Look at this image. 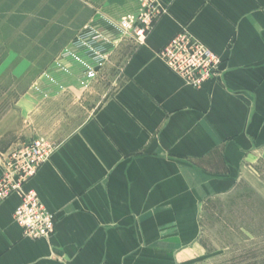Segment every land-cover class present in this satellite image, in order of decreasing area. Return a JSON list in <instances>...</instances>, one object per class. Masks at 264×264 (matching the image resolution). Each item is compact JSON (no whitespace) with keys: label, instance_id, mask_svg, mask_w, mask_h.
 Listing matches in <instances>:
<instances>
[{"label":"crops","instance_id":"0c3cea01","mask_svg":"<svg viewBox=\"0 0 264 264\" xmlns=\"http://www.w3.org/2000/svg\"><path fill=\"white\" fill-rule=\"evenodd\" d=\"M163 1L144 44H126L113 91L91 100L100 85L75 86L67 98L15 104L0 155L38 138L55 146L24 184L55 229L24 237L12 220L20 196L10 194L0 202V264H182L198 207L264 166V0ZM182 27L222 59L200 88L156 55Z\"/></svg>","mask_w":264,"mask_h":264},{"label":"rangeland","instance_id":"374dc122","mask_svg":"<svg viewBox=\"0 0 264 264\" xmlns=\"http://www.w3.org/2000/svg\"><path fill=\"white\" fill-rule=\"evenodd\" d=\"M129 8V0H0V137L12 136L19 100L32 98L40 106L72 96L70 87H78L74 76L66 77L69 88L62 91L34 88L47 87L46 73L55 70L63 50L86 24L102 26L100 15L117 18ZM129 42L121 39L110 48L98 81L75 89L100 85L85 94L91 100L113 91L121 82ZM197 213L196 242L182 264H264V166L249 169L235 189L208 198Z\"/></svg>","mask_w":264,"mask_h":264},{"label":"built area","instance_id":"2783aa9c","mask_svg":"<svg viewBox=\"0 0 264 264\" xmlns=\"http://www.w3.org/2000/svg\"><path fill=\"white\" fill-rule=\"evenodd\" d=\"M129 3L130 8L121 17L100 15L102 26L86 24L63 50L55 70L46 73L47 87L35 86V92L40 93L45 88L65 90V79L69 76L76 77L79 88L88 89L91 83L98 81L111 47L118 45L121 39L143 45L155 21L166 13L167 6L163 0H129ZM156 55L192 88H200L221 73L222 59L185 27ZM54 149L53 144L39 138L0 155V202L18 193L20 204L12 220L22 229L23 236L30 239H47L54 233L55 215L44 207L33 190L24 188Z\"/></svg>","mask_w":264,"mask_h":264}]
</instances>
